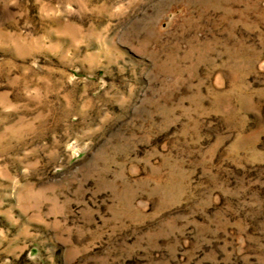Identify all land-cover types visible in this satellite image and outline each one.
I'll list each match as a JSON object with an SVG mask.
<instances>
[{
	"label": "rangeland",
	"instance_id": "rangeland-1",
	"mask_svg": "<svg viewBox=\"0 0 264 264\" xmlns=\"http://www.w3.org/2000/svg\"><path fill=\"white\" fill-rule=\"evenodd\" d=\"M0 264H264V0H0Z\"/></svg>",
	"mask_w": 264,
	"mask_h": 264
}]
</instances>
